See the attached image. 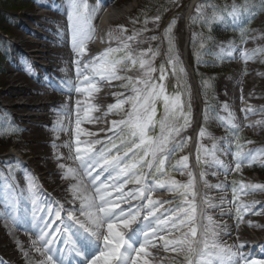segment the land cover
Instances as JSON below:
<instances>
[{
	"label": "rangeland",
	"instance_id": "374dc122",
	"mask_svg": "<svg viewBox=\"0 0 264 264\" xmlns=\"http://www.w3.org/2000/svg\"><path fill=\"white\" fill-rule=\"evenodd\" d=\"M59 1L56 3L55 0H12V4L18 8L16 10L6 9L0 5L2 25L9 29L8 34L0 29V53L6 54L5 58L0 57V155L20 149L28 158L24 160L29 163L26 165L17 160L13 166H4L0 162V253L17 264H39L37 259L42 257L35 252V247L32 245L33 240L26 234L28 231L20 232L17 227L12 225V220H9V210L12 208L13 211V204L11 203L10 207V203L6 204V200H9V197L12 199L13 195L9 180L5 176V169L12 175V179L16 181L19 188L24 190H21V194H23L21 199L26 203L33 204V215L40 209V203L37 201L42 199L43 202L46 197L43 196V191H40L43 192L41 194L37 192V198L33 195V189L41 187L37 183L38 179L49 189H57L60 183L65 184L68 180L70 181L66 186H61L64 188L57 193L59 200L54 199L60 204H63L61 202L65 200L61 192L72 198L71 185L73 184H80L81 193L92 196L98 202L99 196L91 187L92 177H87L84 174L81 162L76 158L77 138L82 151L87 147L85 141L100 140L102 143L93 145V154H95L108 143L107 138L112 136L109 129L112 128L113 121L127 119V113L131 111L130 104L123 105L119 111H109V108L102 109L98 106L100 102L91 96L87 98L86 95L80 99V117H83L84 106L92 105L94 108L89 113L90 121H83L81 128L85 130L83 133H93V135L83 136L81 133L79 137L70 140L69 115L58 111L56 105L49 104L50 99L40 89L43 87L41 82L56 86L49 80L50 76L59 80V86L65 88L64 81L51 73L57 71L67 74L70 64H72L70 63L71 52H64V56L58 59V63L66 65L68 68L64 72L62 68L54 67L52 71H46L49 63L46 61L47 54L38 52V56H35L31 53L32 49L45 50V47H48L49 51L54 50L58 44L55 45L53 41L60 37L64 38L61 44L72 45V28L68 20V13L71 11L69 0ZM85 2L89 11L95 9L91 19L92 34L100 20L98 18L100 12L108 6L105 13L113 14V20L117 25L112 30L119 34L118 41L126 37L125 41L111 46V48H122L125 43L129 45L128 49L114 55L124 56L126 52L131 51L132 55L139 59L142 51L151 49L152 51L147 54L145 59L152 57L155 53L152 66L157 71L153 73V79L156 80L159 77L160 66L164 65L167 70V79L163 83L168 94L179 92L185 112L190 111L189 126L182 128L179 135L170 137L166 152L157 153V159L163 154L166 155L179 142L184 143L183 149L177 150L169 160L165 161L166 175L151 172L152 179L150 180L154 184V178L168 179L170 177L180 184H185L194 178L196 193L194 203L196 204L197 217L195 239L199 242V248L203 247L204 229L208 225L207 217L211 216L213 221L211 227L216 233L215 240L218 244L225 248L231 247L233 251H242L246 255L251 254L256 258H264V247H262L264 246V211H261L264 208V189L245 188L236 193L232 189L234 182L237 185L241 182L244 185H264V176L261 173H253L254 171L251 170L256 160L264 161V153L257 151L256 159L252 163H244L239 171L234 170L236 151H240L241 155L245 156L254 150L264 149V119L256 118L258 115H264V107L262 110L255 111L257 104L264 106V12L262 11L264 0H245V4L241 6L236 0H203L195 8L192 18L190 17L189 25L192 28L189 30L186 29L184 17L187 3L185 0H115L113 2L110 0H85ZM233 4L238 6L241 13L235 23H233V17L224 11L225 9L230 10V6ZM50 5H55V7H50ZM120 7L128 10L120 13ZM58 8H62L61 12L58 11ZM198 8L201 9L200 12H197ZM222 15L225 19L216 18ZM157 16H159L158 20H156ZM167 16L172 17L169 22L165 21ZM254 16L256 19L249 27L247 40L240 43L238 37L233 35V38L223 40L213 50L208 49L209 38L213 39L210 33L213 25L243 28ZM96 21L98 22L96 23ZM170 25L172 27L169 32ZM118 27H121L123 31L118 30ZM92 34L87 42L86 51L80 59L84 58L87 51H90L88 44L92 39ZM130 36L134 39L129 40ZM187 37H189V45L186 47ZM24 41L36 43L38 46H32ZM169 41H171V50ZM98 43L101 44L100 40L99 42L97 40L96 44ZM60 47L63 48V45ZM92 49L94 50V47H91ZM185 49H187L185 57L188 58L187 65L192 66L200 86L203 88L202 96L205 98L209 91L219 106L212 105V99L206 98L204 102L200 97L197 81L185 68L186 63L183 57ZM242 53L249 54L250 58L245 60ZM28 54L31 58H28ZM96 57H92L91 61ZM170 57L177 68L175 73L172 71L173 64L168 63ZM180 68H183V72L179 71ZM26 69H30V71ZM117 73L120 76L136 80L142 76L143 70L139 68V64L132 67L130 63L126 62L125 65L118 67ZM19 74H23L25 77L16 81ZM219 78L221 80L216 83ZM110 82L113 84L112 87L110 86V90L114 91L112 99L109 100L111 105L117 102L116 93H123L119 97L120 99L132 94L130 89L120 87L125 81L111 80ZM94 93L98 96V91ZM225 105H227L226 109ZM62 107L60 106V108ZM200 110L201 117L196 136L193 139V135L191 137L190 133L195 130L194 124ZM245 110L250 111L246 112ZM108 111L109 113H107ZM162 118L163 106L158 102L155 120L159 121ZM62 119L63 122H61ZM244 119L251 126H243L245 130H243L241 138H238L232 125H236L241 130ZM182 124L183 119H177L176 126L179 127ZM201 129L206 133L204 137L200 136ZM160 134L158 123L150 127L147 132V135L152 138H156ZM53 144L56 147H53ZM198 149L200 150L199 163L202 164L200 170L195 168ZM184 156L188 157V168L183 173L177 172L173 166L177 160ZM0 157L2 158V156ZM129 157H131V153L125 157V161H128ZM217 160L222 164L215 163ZM61 164L64 165V168L60 167ZM68 168L74 169L75 173H68ZM225 168L228 169L227 173L224 171ZM147 170V168L143 170L145 174ZM189 173L192 175L190 176ZM125 179L127 177H121V181ZM100 183V180L96 181V186H99ZM216 185H221V187H216ZM156 190H159L158 192L162 195L172 192L167 185L163 189L157 188ZM124 192L127 191L124 190ZM53 193L56 194L55 191ZM177 194L180 195L179 192ZM237 195L239 196L238 200L234 199ZM112 196H115L113 191ZM154 196L153 191L151 193L153 200L156 199ZM189 199L192 198L189 197ZM156 201L162 203L163 206L159 209L165 215H167L166 210L183 203L181 198L173 206H169L168 200ZM77 202L78 205L79 201ZM50 203H53L52 200ZM242 205H249L251 208L242 214V220L238 223L236 210L238 206ZM200 208L202 211L205 210V213L199 216ZM256 212H260V214H254ZM31 219L35 220L31 222V225L35 227L39 223L38 218L31 217ZM183 231H187V229ZM29 233L32 234L30 230ZM182 235V231L162 233L164 239L168 240L180 239ZM159 241V246L156 249H149L152 253L148 257L150 264H187L185 251H173L171 247L165 248L163 239ZM241 244L244 247L238 249L237 246ZM30 248L36 255H33ZM24 252H28L27 257L24 256ZM205 260L207 264H229L228 256L218 251L205 257ZM0 263L2 262L0 261Z\"/></svg>",
	"mask_w": 264,
	"mask_h": 264
},
{
	"label": "snow or ice",
	"instance_id": "6c2138e0",
	"mask_svg": "<svg viewBox=\"0 0 264 264\" xmlns=\"http://www.w3.org/2000/svg\"><path fill=\"white\" fill-rule=\"evenodd\" d=\"M71 11L68 13V20L72 28V48L76 54L75 60L77 78L80 84H73L68 92L70 95L79 93L81 95L91 96L94 92L99 91L95 78L101 80H121L125 81L120 87L130 89L132 94L120 99L123 93H116L117 102L109 106V111L121 110L123 105L130 104L131 111L127 113V119L113 121L112 136L108 137V143L100 150L94 151V144L102 143L100 140L95 142L85 141L87 145L81 150L79 147L80 141L77 138L75 149L81 165L90 177L91 183L96 184L100 176L104 172L111 170L109 179L111 184L101 181L99 186L95 188L99 196V203L89 195L81 193L80 184L71 185V201L65 203L76 205L75 207L65 208L58 201L56 208L48 212V219L40 218V221L35 226L37 239L32 241L35 251L40 253L43 260L39 264H65L64 254L57 247L58 243H63L65 240L70 241L71 251L75 256L80 257L77 264H150L148 257L152 255L149 249L156 247L157 242L163 239L165 248L171 247L173 251H185L187 253L185 259L187 264H207L205 257L215 254L217 251L227 255L229 264H264V258H256L251 254H244L242 251H233L231 247H223L215 240L216 233L212 229V217L208 216V225L204 229V238L202 241V249L193 247V244H198L197 236V217L195 199V181L190 179L188 183L180 184L170 177L168 179L154 178L152 180L144 173L147 168L154 173L166 175L165 161L169 160L170 156L177 150H182L183 142L175 144L171 151L166 155L157 159V153H165L170 137L179 135L182 128L190 124V111L185 112L184 103L181 99V94H168L163 81L167 79V70L164 65L160 66L159 77L154 80L153 73L157 71L152 66V60L155 58V53L152 57L145 59L151 49H147L140 53L139 59L135 58L131 51L125 53L124 56H116L129 48L125 43L122 48H108L99 57L93 61L85 63L83 69L80 66V57L85 53L87 42L91 38L92 26L91 19L95 9L89 11L85 0H69ZM55 7V5H50ZM201 9L198 8L197 12ZM221 11V10H216ZM227 15L233 17V23L241 14L237 5L233 4L229 9L224 10ZM217 19H225L219 16ZM159 16L156 17V20ZM175 22L173 21V24ZM172 25L168 31H171ZM134 39L130 36L129 40ZM155 39V37H153ZM171 50V41H169ZM245 60L250 58L247 53H242ZM126 62L132 67L139 64V68L143 70L141 77L133 80L131 77L120 76L117 69ZM168 63L173 64L172 71H177L173 59L170 57ZM29 70L30 69H26ZM179 71L183 72V68ZM162 103L163 118L159 121L155 120L157 112V103ZM77 104V119L75 121L77 137L83 132L81 123L90 121L89 113L94 106L87 105L83 110V119L80 118V101ZM227 105H225V109ZM250 111V110H245ZM231 117V114H229ZM182 118L183 124L176 126L177 119ZM158 123L160 127V136L152 138L147 135L148 129ZM232 128L238 132L239 128L232 125ZM119 129V131H116ZM93 135V133H87ZM205 131L201 129L200 136H205ZM138 141V142H137ZM251 143V141H249ZM53 147H56L53 144ZM71 147V145H69ZM113 150H115L113 152ZM199 149L197 154V162L200 161ZM264 153V149L254 150L245 156L241 155L240 151L235 153V171L241 169L242 164L252 163L256 159V152ZM128 161L125 157L129 156ZM59 158V157H58ZM85 158H87L85 160ZM217 164H222L221 161H215ZM155 165V167H154ZM64 168V165H60ZM177 172L183 173L188 168V157L184 156L177 160L173 166ZM99 170V171H97ZM224 171L227 173L228 169ZM93 172L97 174L92 175ZM68 173L73 174L75 170L68 168ZM191 176L192 174L189 173ZM121 177L127 179L121 181ZM135 183L140 187L125 193L124 185ZM168 186L170 190L180 193V198L183 203L177 204L174 208L166 210L167 215H157L159 207H162L160 201L153 200L151 193L154 188H165ZM221 187V185H216ZM245 188L252 190L264 189V185H244L242 182L237 185L233 183L232 189L236 193ZM112 191L117 195L112 196ZM189 197L192 199L190 200ZM139 199L142 203L133 205L131 201ZM234 199L238 200L239 196ZM127 204V207L121 205ZM145 207L147 212L142 215ZM251 206H238L236 217L238 223L242 220V214L249 211ZM264 211V208L261 209ZM63 213V217L62 214ZM254 214H260L256 212ZM15 221V218H13ZM59 223H56V222ZM55 224V227L52 225ZM136 227H132L133 225ZM23 227V224H20ZM187 229V231H183ZM27 231L28 229L25 228ZM174 231H182L183 235L180 239H164L162 233H172ZM74 238V239H73ZM39 243L40 246H36ZM243 244L237 246L242 249ZM264 247V246H262ZM25 257L28 252L23 253Z\"/></svg>",
	"mask_w": 264,
	"mask_h": 264
},
{
	"label": "bare ground",
	"instance_id": "6f19581e",
	"mask_svg": "<svg viewBox=\"0 0 264 264\" xmlns=\"http://www.w3.org/2000/svg\"><path fill=\"white\" fill-rule=\"evenodd\" d=\"M110 1H115V0H110ZM109 3V2H108ZM111 4V3H110ZM128 9H126V8H122V7H120V9H119V11H120V13H124V12H126ZM61 12V11H60ZM103 13V14H102ZM102 14V15H101ZM101 18H100V20H99V22H98V25H96V27L98 28V35H97V40H98V42H99V40H100V42H101V44L99 45V43L98 44H96V45H93L95 48L94 49H97V51H96V53L95 54H93V56H90L88 59H90L91 57H96L97 56V54L99 53V52H103L105 49H107V48H109V47H111V46H113L114 44H117V42H118V40H119V38H120V36H119V34L117 33V32H115L114 30H112V28L113 27H115L116 25H117V23L113 20V14H111V13H109V14H107V13H105V11H102L101 12ZM68 25H69V23H68ZM62 40H64V38L63 37H60V38H58V39H55L53 42H55V45L56 44H58L57 46H56V48H54V50H40V49H32V55H35V56H38V52L41 54V53H44V54H47L46 56L48 57V59H51V60H53L54 61V64L52 65V66H50V67H48L47 66V70L46 71H48V72H50V71H52V68L53 67H55V65H56V63H58L59 61H58V59L60 58V57H63L64 56V52H65V49L64 48H62V47H60V46H62V44H61V41ZM25 42V41H24ZM97 42V41H96ZM25 43H27V44H30V45H34V46H38V44L36 45V43H33V42H25ZM99 45V46H98ZM49 46V45H48ZM102 46H104L105 48L103 49V50H101L100 48L102 47ZM53 49V48H52ZM93 50V49H92ZM91 50V51H92ZM40 51H46V52H40ZM64 53V54H63ZM43 54V55H44ZM55 56V57H49V56ZM72 56V55H71ZM99 56V55H98ZM82 57V56H81ZM28 58H31V56L28 54ZM27 59V58H26ZM81 59H83V58H81ZM80 59V60H81ZM70 60V59H69ZM68 60V61H69ZM62 61H64V60H62ZM61 61V62H62ZM67 61V62H68ZM66 64V63H65ZM66 66V65H65ZM67 67V66H66ZM68 69V68H67ZM66 69V70H67ZM23 70H25V69H23ZM32 70V69H31ZM45 71V72H46ZM56 71V70H55ZM33 72V71H32ZM44 72V73H45ZM57 72V71H56ZM60 73V72H59ZM65 73V72H64ZM52 74V73H51ZM17 77L18 78H16V81L17 80H19V79H22V78H24L25 76L23 75V74H19V75H17ZM14 80V79H13ZM15 81V80H14ZM48 84V83H47ZM51 98V97H50ZM90 98V97H89ZM86 102V101H85ZM48 103V102H47ZM49 104H51L52 105V103H49ZM67 105H68V107H70L69 106V102L67 101ZM40 106H42V107H44L43 105H41L40 104ZM54 106V105H53ZM56 108V107H55ZM54 108V109H55ZM52 110V109H51ZM64 120L62 119V121L61 122H63ZM104 122V121H103ZM101 123V122H100ZM81 168H82V166H81ZM80 168V169H81ZM63 170V169H62ZM63 172V171H62ZM80 174V173H79ZM81 174H83V173H81ZM84 174H86V172L84 171ZM86 176L87 177H90V176H88L87 174H86ZM85 182H86V180H85ZM91 187L92 188H96L97 186L96 185H94V184H91ZM62 188L63 187H59V188H57L56 190H55V192L56 193H59V191H61L62 190ZM124 191V190H123ZM49 198V197H48ZM55 199H58L57 198V195H56V198ZM54 200V199H53ZM53 200H52V202H53ZM59 200V199H58ZM61 201V200H60ZM9 202V201H8ZM49 203L51 202V201H48ZM62 203V202H61ZM4 208L6 209V207L4 206ZM9 218V217H8ZM9 220H11V218H9Z\"/></svg>",
	"mask_w": 264,
	"mask_h": 264
},
{
	"label": "trees",
	"instance_id": "16d2710c",
	"mask_svg": "<svg viewBox=\"0 0 264 264\" xmlns=\"http://www.w3.org/2000/svg\"><path fill=\"white\" fill-rule=\"evenodd\" d=\"M240 2H244V0H239ZM0 5L3 6V8H6V9H18L17 7H15L13 4H12V0H0ZM263 11H264V3H263V7H262ZM0 29H3L6 33H9V29L7 27H4L2 25V20L0 19ZM210 33L212 34L211 36L213 37L212 38H209V43L210 41L211 44H213L215 41L223 38L225 35H228L229 33H225V32H222L221 30L219 29H214L213 31H210ZM210 44V46H211ZM1 57V56H0ZM219 77V76H218ZM201 89L203 91V88L201 86ZM204 92V91H203ZM206 97L205 98H208V99H212L214 101V97L212 95H210V92L207 91V94L205 95ZM215 102V101H214ZM255 170H257L259 173H261L263 176H264V167H255Z\"/></svg>",
	"mask_w": 264,
	"mask_h": 264
}]
</instances>
